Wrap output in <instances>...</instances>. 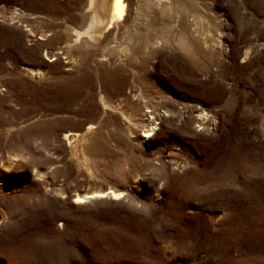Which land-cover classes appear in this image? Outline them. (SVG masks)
I'll return each instance as SVG.
<instances>
[{
  "label": "rangeland",
  "instance_id": "rangeland-1",
  "mask_svg": "<svg viewBox=\"0 0 264 264\" xmlns=\"http://www.w3.org/2000/svg\"><path fill=\"white\" fill-rule=\"evenodd\" d=\"M86 2L0 0V264H264L260 66L191 67L175 33L189 20L246 51L264 36V0H166L139 18L134 0L110 44L105 31L68 50ZM157 36L169 45L145 56ZM155 109L153 150L134 124ZM108 188L124 196L77 203Z\"/></svg>",
  "mask_w": 264,
  "mask_h": 264
},
{
  "label": "bare ground",
  "instance_id": "bare-ground-1",
  "mask_svg": "<svg viewBox=\"0 0 264 264\" xmlns=\"http://www.w3.org/2000/svg\"><path fill=\"white\" fill-rule=\"evenodd\" d=\"M163 1H166V0H150L151 3H147V0H146V3L144 2L143 6L142 7L140 6L141 8L138 10V13H135V17H138V18L143 17V16L145 17L144 13L147 12L148 10L150 11L151 9H153L152 5H157L159 7L163 3ZM133 2H134V0H122L123 9L121 10L120 8H118L116 6L115 0H87V2L85 3L84 7L82 8V10L80 12L81 13L80 14L81 20H82L80 28H79L80 30L73 28V27L71 28L68 26H66V28L64 27L66 29V33H67L66 40H65L66 44H67L66 49L70 50V49H72V47L74 45H79L80 48L87 49V47L90 45V43L103 41L100 39L101 37L100 38L98 37V35H104L105 31L106 32L111 31L110 38H108V36H107V38L105 40V42H106L105 44H110L111 43L110 40H112L113 38L115 39L116 36L120 32H122L123 28H125L126 23H128L130 16L128 17L127 13H129L128 9H129V7H132ZM197 4H198V2H197ZM263 5H264V2H263ZM158 7H156V8H158ZM162 12H164V11H162ZM216 20H218V19H216ZM253 22L256 25L264 28V15H262V16L260 15V17L254 19ZM130 23H132V22H130ZM147 25L154 27L155 23H152V24L148 23ZM171 26L173 27V24ZM193 26H194V24L192 25L189 23V20H186L185 23H182V26H180V28H178L175 32L176 34L180 35L179 42L182 44L181 46H183V49H182L180 55H181V57H187L191 67L198 68V69H204V71H206L208 73H213L214 71L216 72L220 69L223 57L225 56V57L229 58V65L231 64L234 69L238 68L240 70H243V69H247L249 67H252L253 65L260 66L258 68V72L264 78V67H261V63L259 61L253 60L255 55L260 50L259 47L264 46V36L260 39L251 40L250 44L248 46V49L246 51H242V49H238V50L236 49L232 52V54H230L231 51L228 54V52H224L222 50V46H223L222 41H221L222 36H220L218 38V40H212L208 35H206L204 33H200V34H198V33L196 34L195 32L193 33V29H192ZM148 30L149 29H147V31ZM134 31H135L134 33L136 34L137 32L135 29H134ZM137 31H139V30H137ZM125 32L128 33L127 30ZM209 33L211 34V32H209ZM217 33H218V31H217ZM219 33H218V35H219ZM221 33H222V31H221ZM126 35H128V34H125L124 36L126 37ZM168 37H169V35H168ZM215 39H217V38H215ZM122 41H123V38H122ZM173 41H174V38H173ZM141 43H142V41H141ZM173 43H177V42H173ZM167 45H169V41H165V40H163V38H159V36L153 37V38L150 37L146 41L144 54L147 57L153 56L155 54L157 55L158 53H161L162 50H164ZM108 47H110V46H108ZM102 49H104V48H102ZM129 50L130 49H128V51ZM72 59H73V57H72ZM86 59H88V58H86V56H85L84 60H86ZM241 59H242V61H240ZM241 64H243V66ZM214 76H217V74H214ZM134 92H136V91H134ZM141 97H143V96H141ZM145 101H146V99H145ZM157 106H159V105H157ZM109 107H110V105H108L106 102H104V110H106ZM189 110L191 113H199L200 111L205 113L204 112L205 110L200 108V106L199 107L194 106V107L190 108ZM160 113L158 112V110L155 109L153 117L149 116L147 119H144L146 116L144 114V115H142L143 116L142 120H138V123L136 121V123L134 124L135 127H136V125H138V126L140 125L142 127V129H144L143 135L141 137V142H145L146 145L148 146V148H152L153 150H155L157 148V146H155V144H154L153 137L156 135L157 131L159 130V128L157 127L158 124L156 122L161 120V114ZM202 116L204 117L205 114H203ZM164 117H168V115H164ZM200 118H201V116H200ZM205 118H207V117H205ZM127 119L129 121H131L129 118H127ZM94 129H95V126L92 123L89 125L88 129L86 130L87 132L84 135H80L78 133L75 136L81 137V139L83 140V139L87 138L89 136V134H91ZM65 137L68 138L69 136L66 135ZM12 164H15V161H12ZM11 168H12V165L10 163V165H8V167H7V173H10ZM8 188H9V186L7 183L0 181V194L3 193L4 191H6ZM123 196H124V193L122 191H119L115 188H108L107 190H104V191H94L92 193H87L86 195H77V203L81 204V203H85L87 201H90L92 199H105V198H109V199L116 201V200L121 199Z\"/></svg>",
  "mask_w": 264,
  "mask_h": 264
},
{
  "label": "snow or ice",
  "instance_id": "snow-or-ice-1",
  "mask_svg": "<svg viewBox=\"0 0 264 264\" xmlns=\"http://www.w3.org/2000/svg\"><path fill=\"white\" fill-rule=\"evenodd\" d=\"M115 4L118 8H120L121 10L123 9V3L122 0H115Z\"/></svg>",
  "mask_w": 264,
  "mask_h": 264
}]
</instances>
